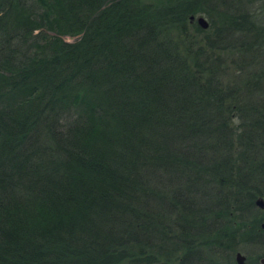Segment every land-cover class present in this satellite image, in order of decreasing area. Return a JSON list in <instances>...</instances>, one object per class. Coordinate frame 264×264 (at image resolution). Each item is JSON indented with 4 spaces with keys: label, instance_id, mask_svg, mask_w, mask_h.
<instances>
[{
    "label": "trees",
    "instance_id": "16d2710c",
    "mask_svg": "<svg viewBox=\"0 0 264 264\" xmlns=\"http://www.w3.org/2000/svg\"><path fill=\"white\" fill-rule=\"evenodd\" d=\"M260 194L264 0H0V264H233Z\"/></svg>",
    "mask_w": 264,
    "mask_h": 264
},
{
    "label": "rangeland",
    "instance_id": "374dc122",
    "mask_svg": "<svg viewBox=\"0 0 264 264\" xmlns=\"http://www.w3.org/2000/svg\"><path fill=\"white\" fill-rule=\"evenodd\" d=\"M204 16L208 18L206 15ZM66 39L72 40L74 39V37H66ZM257 196H262L264 198V194L256 195V197ZM256 197H254V200ZM250 214H254L253 216L256 217H264V208L261 209L258 205L255 204V207L250 212ZM262 222H264V220L260 221L257 228H264L262 227ZM235 250H240L242 253L246 254L247 256L250 255V256L259 257L260 255L264 254V238L261 241L260 240L250 241L249 239H245V238L238 239ZM232 258H233V264H237L236 260L234 259V253L232 255ZM196 263L197 262H195V264ZM197 264H199V262Z\"/></svg>",
    "mask_w": 264,
    "mask_h": 264
},
{
    "label": "water",
    "instance_id": "95a60500",
    "mask_svg": "<svg viewBox=\"0 0 264 264\" xmlns=\"http://www.w3.org/2000/svg\"><path fill=\"white\" fill-rule=\"evenodd\" d=\"M189 20L190 21H194L196 20V22L202 27V28H207L209 26V21L208 19L202 15V14H190L189 15ZM255 204L258 205L261 209L264 208V198L262 196H257L255 198ZM262 227H264V222H262ZM235 260L237 264H244V260H245V255L241 252V251H236L235 253ZM259 262L261 264H264V256H261L259 258Z\"/></svg>",
    "mask_w": 264,
    "mask_h": 264
},
{
    "label": "flooded vegetation",
    "instance_id": "af4514ba",
    "mask_svg": "<svg viewBox=\"0 0 264 264\" xmlns=\"http://www.w3.org/2000/svg\"><path fill=\"white\" fill-rule=\"evenodd\" d=\"M236 251H238V250H235V251L233 252V253H234V259H235V253H236ZM239 251H240V250H239ZM243 254H244V253H243ZM244 255H245L244 264L247 262V260H250L252 264L255 263V261H256L255 257H256V256H250V255L247 256L246 254H244ZM261 256H264V254H263V255H260L259 257H257V262H258L259 264H261V263L259 262V258H260Z\"/></svg>",
    "mask_w": 264,
    "mask_h": 264
}]
</instances>
